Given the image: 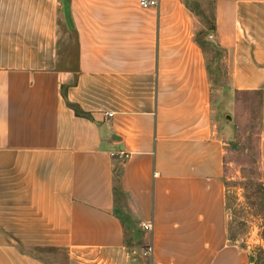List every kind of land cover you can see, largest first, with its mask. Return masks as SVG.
Listing matches in <instances>:
<instances>
[{
  "label": "crops",
  "instance_id": "crops-1",
  "mask_svg": "<svg viewBox=\"0 0 264 264\" xmlns=\"http://www.w3.org/2000/svg\"><path fill=\"white\" fill-rule=\"evenodd\" d=\"M243 93L264 162V0H0V264H244L219 122Z\"/></svg>",
  "mask_w": 264,
  "mask_h": 264
},
{
  "label": "rangeland",
  "instance_id": "rangeland-1",
  "mask_svg": "<svg viewBox=\"0 0 264 264\" xmlns=\"http://www.w3.org/2000/svg\"><path fill=\"white\" fill-rule=\"evenodd\" d=\"M226 72L223 66L217 74L211 73L213 92H220L219 84L225 82ZM258 96L255 93L236 94L235 103L223 104L219 112L220 124L229 126L223 132L227 144L223 177L226 237L242 252L244 264H264V162L259 161L256 146ZM224 115H228L230 120L224 119ZM35 254L51 261L53 259L52 264L59 263L53 252L38 250ZM84 259L76 258L73 264H96Z\"/></svg>",
  "mask_w": 264,
  "mask_h": 264
},
{
  "label": "built area",
  "instance_id": "built-area-1",
  "mask_svg": "<svg viewBox=\"0 0 264 264\" xmlns=\"http://www.w3.org/2000/svg\"><path fill=\"white\" fill-rule=\"evenodd\" d=\"M158 0H137V4L140 8H154L157 6ZM208 38H211V36H208ZM108 117L111 116V114H106ZM110 157H115L119 160H124L126 158L125 153L123 152H117V153H109ZM142 230H147L149 231L150 226L147 224H141L140 225ZM151 249L149 247H146L143 251V256H150L151 254Z\"/></svg>",
  "mask_w": 264,
  "mask_h": 264
},
{
  "label": "trees",
  "instance_id": "trees-1",
  "mask_svg": "<svg viewBox=\"0 0 264 264\" xmlns=\"http://www.w3.org/2000/svg\"><path fill=\"white\" fill-rule=\"evenodd\" d=\"M71 108L74 111L75 115H80L81 114L74 106H71Z\"/></svg>",
  "mask_w": 264,
  "mask_h": 264
},
{
  "label": "water",
  "instance_id": "water-1",
  "mask_svg": "<svg viewBox=\"0 0 264 264\" xmlns=\"http://www.w3.org/2000/svg\"><path fill=\"white\" fill-rule=\"evenodd\" d=\"M225 119L230 120L229 116H225ZM249 260H251V257H249ZM132 264H134V263H132Z\"/></svg>",
  "mask_w": 264,
  "mask_h": 264
}]
</instances>
